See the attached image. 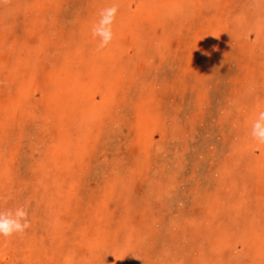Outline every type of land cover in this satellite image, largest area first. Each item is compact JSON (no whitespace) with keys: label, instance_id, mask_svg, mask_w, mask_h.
Wrapping results in <instances>:
<instances>
[{"label":"rangeland","instance_id":"1","mask_svg":"<svg viewBox=\"0 0 264 264\" xmlns=\"http://www.w3.org/2000/svg\"><path fill=\"white\" fill-rule=\"evenodd\" d=\"M260 111L264 0H0V264H264Z\"/></svg>","mask_w":264,"mask_h":264},{"label":"clouds","instance_id":"2","mask_svg":"<svg viewBox=\"0 0 264 264\" xmlns=\"http://www.w3.org/2000/svg\"><path fill=\"white\" fill-rule=\"evenodd\" d=\"M118 14L119 6L116 3L99 12V19L91 28L92 36L98 38L97 51L108 48L115 40L116 33L113 26ZM250 137L257 144L264 145V111L258 112L251 122ZM30 227L29 212L24 206L0 210V237L23 236Z\"/></svg>","mask_w":264,"mask_h":264}]
</instances>
